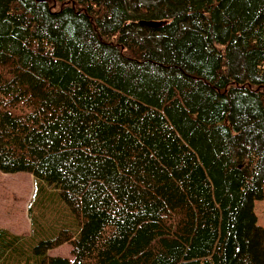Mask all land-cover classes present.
Segmentation results:
<instances>
[{
  "label": "trees",
  "instance_id": "16d2710c",
  "mask_svg": "<svg viewBox=\"0 0 264 264\" xmlns=\"http://www.w3.org/2000/svg\"><path fill=\"white\" fill-rule=\"evenodd\" d=\"M0 171V264H264V0H0Z\"/></svg>",
  "mask_w": 264,
  "mask_h": 264
},
{
  "label": "rangeland",
  "instance_id": "374dc122",
  "mask_svg": "<svg viewBox=\"0 0 264 264\" xmlns=\"http://www.w3.org/2000/svg\"><path fill=\"white\" fill-rule=\"evenodd\" d=\"M33 190L32 176L25 172L3 173L0 171V228L14 235L27 236L30 220L27 206ZM256 223L264 228V197L253 201ZM69 244L49 250L54 256L70 257Z\"/></svg>",
  "mask_w": 264,
  "mask_h": 264
}]
</instances>
